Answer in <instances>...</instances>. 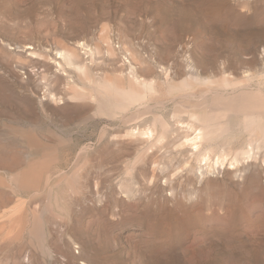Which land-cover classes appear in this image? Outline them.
I'll list each match as a JSON object with an SVG mask.
<instances>
[{"label": "rangeland", "instance_id": "obj_1", "mask_svg": "<svg viewBox=\"0 0 264 264\" xmlns=\"http://www.w3.org/2000/svg\"><path fill=\"white\" fill-rule=\"evenodd\" d=\"M233 90L264 0H0V264H264V144L188 141Z\"/></svg>", "mask_w": 264, "mask_h": 264}, {"label": "bare ground", "instance_id": "obj_2", "mask_svg": "<svg viewBox=\"0 0 264 264\" xmlns=\"http://www.w3.org/2000/svg\"><path fill=\"white\" fill-rule=\"evenodd\" d=\"M109 84L110 83H108V85ZM102 88L104 87H99L97 89H100L102 92ZM104 89H106V87ZM106 91L110 92L108 90ZM112 91L114 90L111 89V92ZM236 91L233 90L231 91V93H224V91L219 94L215 93L214 96L212 95L213 97L212 101H210V104H206L207 100L203 99L202 101H198V103L195 102L196 107H193L190 110L192 112V117H194L196 119L195 121L199 123V127L197 128L198 131L194 135V137L187 139L194 146L190 149L193 152L197 153V155L202 154V150L206 149L208 146H212L219 137L225 136L230 133L234 128L236 122V124L241 127V129L252 135L253 138H251L249 146L251 145L252 147V141H259L260 143L262 142L264 144V93H262V90L242 92ZM107 92L105 93V91H103V95L107 96L111 93L110 92L109 94H107ZM99 95L100 94H98V96ZM104 98L105 97H103V99ZM138 98V95L134 93L123 92L120 95V98L115 102H112L111 99H105L104 101L112 106L118 105L125 107L128 104L126 103V101L129 100L130 102H132L134 100H137ZM180 123L182 122L180 121ZM200 145L201 148H199ZM242 154L244 155V153Z\"/></svg>", "mask_w": 264, "mask_h": 264}]
</instances>
